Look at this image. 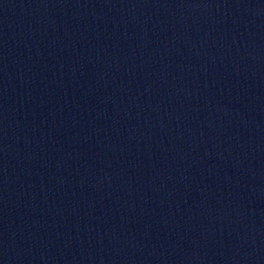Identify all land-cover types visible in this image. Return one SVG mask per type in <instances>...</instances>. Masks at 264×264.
Masks as SVG:
<instances>
[{
    "label": "water",
    "instance_id": "1",
    "mask_svg": "<svg viewBox=\"0 0 264 264\" xmlns=\"http://www.w3.org/2000/svg\"><path fill=\"white\" fill-rule=\"evenodd\" d=\"M0 264H264V0H0Z\"/></svg>",
    "mask_w": 264,
    "mask_h": 264
}]
</instances>
